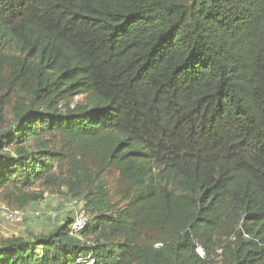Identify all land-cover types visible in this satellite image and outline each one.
I'll return each instance as SVG.
<instances>
[{"label":"trees","instance_id":"obj_1","mask_svg":"<svg viewBox=\"0 0 264 264\" xmlns=\"http://www.w3.org/2000/svg\"><path fill=\"white\" fill-rule=\"evenodd\" d=\"M12 98L0 192L87 224L0 264H264V0H0V126Z\"/></svg>","mask_w":264,"mask_h":264},{"label":"rangeland","instance_id":"obj_2","mask_svg":"<svg viewBox=\"0 0 264 264\" xmlns=\"http://www.w3.org/2000/svg\"><path fill=\"white\" fill-rule=\"evenodd\" d=\"M83 97L74 99V103H79ZM16 99L2 110L4 124L1 128L7 129L14 126ZM103 182L109 190L108 200L112 203H118L121 200V187L119 175L115 171H109L104 174ZM26 192L43 193V199L28 205L21 206L14 200H10L4 192H0V243L6 239L23 238L33 241L38 235H48L58 227L65 225L70 218L75 216V210L83 209L86 204L83 198L81 207L73 198V193L65 186L60 185L51 188H45L42 183L36 182ZM77 205V206H76ZM19 210L20 215L16 214Z\"/></svg>","mask_w":264,"mask_h":264},{"label":"built area","instance_id":"obj_3","mask_svg":"<svg viewBox=\"0 0 264 264\" xmlns=\"http://www.w3.org/2000/svg\"><path fill=\"white\" fill-rule=\"evenodd\" d=\"M17 215H20L18 211H16ZM75 218V223L73 225V233H79L81 230H83L87 224V217L85 214V211L80 209L78 210ZM199 253L203 255V251L200 250Z\"/></svg>","mask_w":264,"mask_h":264},{"label":"clouds","instance_id":"obj_4","mask_svg":"<svg viewBox=\"0 0 264 264\" xmlns=\"http://www.w3.org/2000/svg\"><path fill=\"white\" fill-rule=\"evenodd\" d=\"M200 254V253H199ZM201 255V254H200ZM201 256H203V255H201Z\"/></svg>","mask_w":264,"mask_h":264}]
</instances>
